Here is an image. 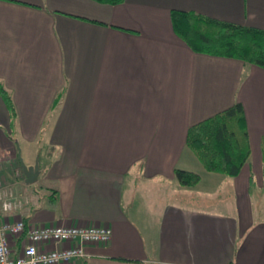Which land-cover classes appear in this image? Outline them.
Returning a JSON list of instances; mask_svg holds the SVG:
<instances>
[{"label":"crops","instance_id":"1","mask_svg":"<svg viewBox=\"0 0 264 264\" xmlns=\"http://www.w3.org/2000/svg\"><path fill=\"white\" fill-rule=\"evenodd\" d=\"M172 10L264 30V0H0V83L15 111L0 97V189L28 197L26 224L109 227L81 264H264V69L192 51ZM235 103L250 156L228 177L185 137ZM15 142L26 165L37 157L35 186ZM179 168L200 181L180 186Z\"/></svg>","mask_w":264,"mask_h":264},{"label":"trees","instance_id":"2","mask_svg":"<svg viewBox=\"0 0 264 264\" xmlns=\"http://www.w3.org/2000/svg\"><path fill=\"white\" fill-rule=\"evenodd\" d=\"M93 1L117 5L124 0ZM170 21L176 36L192 51L234 58L264 69V30L178 10L170 11ZM0 97L10 113V118H15L11 98L1 83ZM57 100L59 98L56 102ZM185 146L206 171L228 177L237 176L250 156L242 105L235 103L189 126ZM173 173L180 186L191 187L200 181V176L191 171L174 169Z\"/></svg>","mask_w":264,"mask_h":264},{"label":"built area","instance_id":"3","mask_svg":"<svg viewBox=\"0 0 264 264\" xmlns=\"http://www.w3.org/2000/svg\"><path fill=\"white\" fill-rule=\"evenodd\" d=\"M27 203L0 189V264H81L87 245L110 240L107 226L26 224L19 211Z\"/></svg>","mask_w":264,"mask_h":264},{"label":"rangeland","instance_id":"4","mask_svg":"<svg viewBox=\"0 0 264 264\" xmlns=\"http://www.w3.org/2000/svg\"><path fill=\"white\" fill-rule=\"evenodd\" d=\"M19 145V144H18ZM22 146H23V153L24 154H22V150H21V146L19 145V148H20V151H21V157H22V159H23V161H26V157H27V155H28V148L24 145V144H22ZM33 150H34V148H33ZM25 159V160H24ZM196 160V159H195ZM35 161H37V157H35ZM179 169H182V168H179ZM165 183H166V181H165ZM33 185H34V183H33ZM32 184L30 185V186H33ZM35 186V185H34ZM165 188H167V187H165ZM167 189H169V188H167ZM166 190V189H165ZM218 193H220V195L222 194V190H218L217 191ZM13 195L14 196H16V197H19V198H21V197H24V195H20V194H14L13 193ZM165 195L166 196H171L172 195V193H168V192H165ZM192 195V194H191ZM191 195H188V193H186V194H183V193H181V192H179L178 194H177V197H176V199H175V201H178L179 203H192L193 205H195V197L193 196V200H191ZM28 198V197H27ZM202 201V200H201ZM206 202H205V204L207 205V206H212V207H215L216 209H221L223 206H222V200H221V198H217V199H213V203L211 204V203H209V201L210 200H205ZM200 202V199H198L197 200V202L196 203H199ZM26 205H28V204H23L22 205V208H21V210L26 206ZM144 206H145V204H144ZM260 210L258 211V212H263L262 210H261V206H260V208H259ZM140 211V210H139Z\"/></svg>","mask_w":264,"mask_h":264},{"label":"water","instance_id":"5","mask_svg":"<svg viewBox=\"0 0 264 264\" xmlns=\"http://www.w3.org/2000/svg\"><path fill=\"white\" fill-rule=\"evenodd\" d=\"M15 144H16V151H17V159L19 161V164L21 166V169L25 177L24 182L27 185H31L36 182L38 175H39L38 163L37 161H35L33 165H26L21 157V151H20L18 143L15 142Z\"/></svg>","mask_w":264,"mask_h":264}]
</instances>
